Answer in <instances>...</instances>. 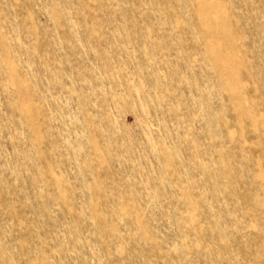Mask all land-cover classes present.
Wrapping results in <instances>:
<instances>
[{
    "label": "rangeland",
    "instance_id": "rangeland-1",
    "mask_svg": "<svg viewBox=\"0 0 264 264\" xmlns=\"http://www.w3.org/2000/svg\"><path fill=\"white\" fill-rule=\"evenodd\" d=\"M0 264H264V0H0Z\"/></svg>",
    "mask_w": 264,
    "mask_h": 264
}]
</instances>
